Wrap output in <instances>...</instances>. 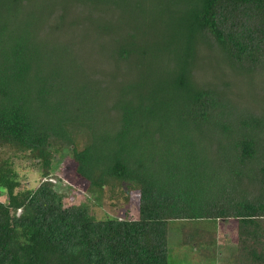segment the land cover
<instances>
[{"label":"trees","instance_id":"obj_1","mask_svg":"<svg viewBox=\"0 0 264 264\" xmlns=\"http://www.w3.org/2000/svg\"><path fill=\"white\" fill-rule=\"evenodd\" d=\"M0 191V264H264V0H0Z\"/></svg>","mask_w":264,"mask_h":264},{"label":"rangeland","instance_id":"obj_2","mask_svg":"<svg viewBox=\"0 0 264 264\" xmlns=\"http://www.w3.org/2000/svg\"><path fill=\"white\" fill-rule=\"evenodd\" d=\"M59 163L53 172L52 181L58 186L61 193L64 194V204L66 207L78 206L82 204H89L92 208V213L97 216L98 219H103L106 216L115 217L118 214L120 217L128 216L129 219L135 220L139 217V193L132 192L130 194V202L126 205L123 204V208L118 210L110 208L109 199L106 197L103 206H99L88 192V182L83 179L77 173V164L73 161L68 151H64L63 154L57 160ZM18 170L21 174L22 188H36L41 181V169L38 165L31 162H18ZM7 200V194L5 191H0V201L5 202ZM92 200V201H91ZM218 245L219 253L222 257L229 254L230 247H233L237 243V221H221L219 222L218 229ZM180 252V251H178ZM178 255V254H177ZM171 261L173 264H188L186 260H182L180 257L171 255ZM193 264H199L194 261ZM205 264H227L226 262L217 261L216 263L207 262Z\"/></svg>","mask_w":264,"mask_h":264}]
</instances>
